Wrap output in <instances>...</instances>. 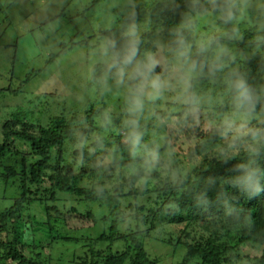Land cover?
<instances>
[{
    "label": "trees",
    "instance_id": "16d2710c",
    "mask_svg": "<svg viewBox=\"0 0 264 264\" xmlns=\"http://www.w3.org/2000/svg\"><path fill=\"white\" fill-rule=\"evenodd\" d=\"M30 1L36 8L27 13L25 3ZM229 3L220 0L213 4V13L223 14V28L217 34L215 49L221 48L219 41L232 40L237 50L238 44L251 47L256 38L264 42V8L255 10L253 5L244 8L238 1ZM197 8L204 9L195 0H166L150 9L137 5L127 13H112L93 42L77 14L52 13L41 0H0V35L17 29L8 45H0V65L6 60L5 68L0 67V99L14 102V108L0 117V183L12 195L9 198L1 190L4 197L8 196L10 205L0 211V264H95L98 258H103V264H157L148 256L140 238L131 234L128 239L126 233H121V226L128 222L127 208L133 211L129 217L141 235L166 225L180 232L184 239L177 243L187 250L178 264H237L245 259L246 264L248 261L264 264V61L258 63L254 58L260 47L251 57L245 52L247 49L239 50L238 62L244 67L232 76V71L229 73L220 62L222 52H213L201 45L191 50L189 62L196 74L192 83L193 101L174 125L183 132L175 139H182V144L186 142L187 146L178 144V152L173 156L162 149H141L136 136L148 135L149 130L135 125L126 133L129 139H135L128 147L136 150L133 143L139 147L135 157L123 161L113 158V162L115 159L122 166L118 168L126 171L118 168L113 171L112 164L104 163L89 175L69 174L63 173L60 164L65 159L66 145L76 138L75 129L81 126L79 132H85L87 123L104 116L112 97L106 87L121 81L124 86L128 85L117 87V93L121 94L124 88H137L148 75L149 64L155 66L153 60L159 51L149 45L150 41L163 38L169 46L186 52L192 36L185 34L184 27ZM67 14L75 17V21L66 22L59 45H53L55 52L50 51V57L44 61L51 65L59 57L79 49L86 52L80 62L92 68L82 71L84 90L76 87L84 105L71 112L74 103L67 98L62 104L55 102V96L61 97L55 90L26 96L22 87L38 91L32 73L22 80V87L15 86L17 78H21L19 60L32 59L30 49L39 37V26L50 27L53 19L66 18ZM25 37L32 42L26 43L29 56L24 57L21 51L26 45H22ZM5 53L8 55L4 57ZM229 56H235L234 52ZM105 57L111 59L100 61ZM214 78L226 83L233 78L231 102L210 109L208 117L201 119L197 93ZM239 80L249 86L253 97L250 105L241 108L235 87ZM74 84H77L75 80ZM63 85L73 90L69 81H63ZM63 93L65 97L68 92ZM24 98L28 103L39 99L40 111L36 113V109L26 107ZM239 115L242 120L233 121ZM156 129V140L165 142L166 125L161 123ZM109 131L121 144L119 128L109 127ZM98 154L77 149L72 156L96 161ZM248 173H254L253 181L245 182L243 177ZM85 176L89 178L87 184L83 183ZM106 176L114 177L111 186H105ZM91 178H99L98 183L91 184ZM64 193L75 196L79 203H97L107 214L98 217L93 210L65 206L66 220L62 219L56 202L62 200L60 196ZM71 215L91 219L92 230L102 228L97 234L86 233L83 227L78 229L77 224L68 223ZM106 218H112L108 229L103 228ZM67 224L75 231L67 234ZM83 237L89 241L88 248L83 242L77 249ZM124 240H130L127 244L134 243L135 248L120 249L118 245ZM60 241L62 246H74L71 259L63 256L64 252L46 253L47 249L56 250ZM100 243L107 244L106 253L97 248ZM245 244L260 247L261 254L255 258L247 254L241 257L238 253L242 254Z\"/></svg>",
    "mask_w": 264,
    "mask_h": 264
},
{
    "label": "rangeland",
    "instance_id": "374dc122",
    "mask_svg": "<svg viewBox=\"0 0 264 264\" xmlns=\"http://www.w3.org/2000/svg\"><path fill=\"white\" fill-rule=\"evenodd\" d=\"M162 1L166 0H41V3L46 8H50L52 13L54 12L59 14L62 11H65V13L70 12L77 14L83 20L86 32L92 35L91 38L93 39V42H95L100 34L99 30H101L108 22L107 17H112V13H127L137 5H141V9L144 10L150 9ZM217 1L220 0H195V3L204 9L199 11V8H197V12L191 17L184 27L185 34H190L192 36L190 42L188 43V48H185V53H181L179 50H176L174 46H169L168 41L164 40L163 38L154 39L149 42V45H151V47L156 46L157 50L159 51V56H156L153 60V63L155 64L154 67L149 64L148 75L145 78H142V81L139 82L140 84H138L139 87L133 89L124 88L123 94L117 93V87H127L128 85L124 86L121 81L115 83L114 85H110V87H106L107 92L111 91L109 94L112 97L110 102L107 103L108 107L104 113V116L96 117L94 119L95 122L93 123H87L85 132H79L81 126L75 129L76 138L66 145L65 159L61 160L60 163L61 167H63V173H85L89 175L92 169L100 168L104 163L112 164L113 171L119 166L122 167L121 165L115 163V159L113 162V158L114 156L115 158L119 157V159L123 161L125 160L124 158L131 160L135 157V152L138 145L136 146L133 143L136 150L128 147L130 141H134L135 139H133V137L129 139L128 135H126V133L131 132L132 127L135 125L137 128L141 127L149 130L148 135L137 132V143L141 149L146 148L147 150L151 151H159L162 149L165 153L169 154V156H173L174 153L178 152V144L182 147L187 146L186 142L182 144V139H175L177 134H182L183 132L176 130L174 125L186 110V106L191 104L193 101L192 83L195 82L196 74L193 71L191 62H189V56L191 55L194 47L201 45L206 46L213 52H222L223 56L220 57V62L225 68H227V70L229 69V73L232 71L231 76L237 74L238 70L244 67L241 62H238L240 58L239 50L247 49L245 52H248L249 56L251 57L252 54L257 50V47H260V50L254 58L259 61L258 63L264 61V42L257 38L251 43V47L250 45L238 44L240 47L239 50H237V45H234L232 40L228 41L226 39L227 41H219V44L221 45L220 49H215L214 43L217 39V34L223 28V24L221 23L223 14L217 16V14L213 13V4L217 3ZM223 1H229V5H232L233 1H238L239 4L244 8H246L248 5H253L255 10H257L256 7L264 8V0H249L248 4H246L247 0ZM20 3L22 4L21 1ZM25 4L27 5L25 6L27 13L36 8V4L32 3L31 1ZM20 8L23 9V4L20 6ZM67 21L74 22L75 17H71L67 14L66 18L62 17L60 19H53L49 23L50 27H45L42 25L39 26V37L36 39L35 44L33 43L34 45L30 49L32 59L26 61L19 60V65L21 66V78H17L18 80L15 83V86L22 87V80L25 79L28 73H32L35 82L34 87L35 89H38V91L34 90L33 88L29 90V87H27L28 92H26V88L23 89L22 87V90L26 96H28L29 93H40V91L45 92L51 89L55 90L61 93V97H54L55 102L62 104L64 98H67L70 103H74L73 107H70L72 108L70 110L71 112L72 110H77L80 105L81 107L84 105L82 103L84 99L80 101L81 97L78 95L79 92L77 91L79 89L77 88L81 86V89L84 90L82 86L84 80L82 71H90L92 68L89 64L87 66V63L81 64V62H83L81 61L82 54L85 55L86 52L82 53V50L79 49L76 52L74 51L66 54L65 56L59 57L51 65H46V62L44 61L50 57V51L55 52L53 51L52 47L53 45H59L58 42L62 36L61 31H65L64 26ZM16 34L17 29L14 28V31L0 35V45H8L9 40L15 37ZM22 41V45H25L28 41L32 42V40H29V37L23 38ZM28 45L26 44L21 51V54L23 52L24 57L25 55L29 56V53H27L29 50ZM233 52L235 56H229ZM7 55L8 54L5 53L3 56L5 57ZM88 57L89 56L86 54V58ZM105 58L106 59H101L100 61H109L111 59L108 57ZM235 59L237 61H235ZM38 61L43 62L39 63ZM5 64L6 60H3V63L0 65V67L5 68ZM7 76L9 78L10 74ZM129 76L133 77L131 74ZM16 77L17 75L13 76V78ZM74 80L77 83L76 86L74 84ZM63 81H69L72 83L73 90H71V87H64ZM233 82V78H231L229 83L218 81V78H214L207 82L205 87L199 89V92L197 93L198 98L196 104L198 107L202 108V110L199 111V117L201 119L208 117V111L210 109H217L219 106H225L228 101L231 102V89H234ZM63 92H68L70 94L67 93L64 97ZM74 93L77 94L75 95ZM25 98L24 102L26 103H22H24L26 107H32L31 109H36V113H38L37 111H40L41 109L40 100L36 98L34 101L35 103H28ZM8 100L9 99L6 101L4 99H0V117H4L6 112L9 113L14 108V102H12V100L11 102H8ZM15 106L18 107V104ZM238 107L241 108V106ZM68 114L70 113L68 112ZM38 116L39 114L37 117ZM238 120H242L240 115L238 118L233 117V121ZM161 123H164L167 128V140L163 143L160 142L161 140H156V138H158V130L156 129V126L160 125ZM109 127L114 129L119 128L120 132L122 133V138H120L121 144H119L118 139H116V137L110 133ZM238 129L242 130L241 127ZM226 137L228 138V135ZM77 149H85L89 152L96 151L99 153V159L96 161H83V158L80 156H72L73 153L77 151ZM117 170L124 169L118 168ZM113 180L114 177L106 176L103 181L105 186H111L114 182ZM98 181L99 178H91V184H96ZM88 182L89 178L85 176L83 183L87 184ZM1 190L4 193H8L4 191L0 183V211L10 205L7 199L8 196L4 197ZM10 197H12L11 194H9V198ZM60 197L62 200L56 202V204L59 207L62 219L66 220V217L64 216L66 211V209H64L65 206H75L81 211H86L88 209L93 210L96 212L98 217H102L104 214H107V211L99 208L97 203H89V205L79 203V200L75 196H69L65 193L61 194ZM53 212L54 214L58 215V212ZM132 213L133 211L127 208L126 215H128V217H126V219L128 222L121 226V233H126L128 239L129 235L131 234L140 238V240H142L144 243L145 250L150 259L156 260L157 264H178L184 259L187 249L186 247L177 243V240L184 239L180 232H176L169 225H166L146 231L141 235L137 233L135 221H132L129 217L130 214L131 216L133 215ZM67 220L68 223L77 224L76 226L78 229L80 227L86 229V233L95 232V234H97L99 232L98 230H101L102 228H94V230H92L94 225L93 221L91 219L83 218L79 215H71L67 218ZM129 220H131V222ZM111 223L112 218H106L105 223L103 221V228L105 227L104 229H108ZM70 228L71 227L69 224L65 226V232L67 234L75 231L70 230ZM83 239L84 241L82 240L80 243H78L77 249H79L82 244H84L83 242H85V247L88 248L89 241L84 237ZM127 242H130V240H124L123 242H120L118 247L120 249H124L125 247L135 248L134 243L128 245ZM57 243L58 247L56 250L47 249L46 253H49L50 255V253L53 254L55 251L57 253L64 252L63 256L69 257L71 259L74 254V246L71 244H65L62 246L61 241ZM97 248L99 251L104 253L108 251L106 243H100ZM260 249V247H254L251 244H245L242 247L243 255L240 253H238V255L243 257L245 254H247L250 255V257L255 258L257 255L261 254ZM113 250L115 251L117 249L113 248ZM245 260L238 262L237 264H246ZM95 264H103V258H98ZM191 264L195 263L193 262ZM248 264L254 263L248 261Z\"/></svg>",
    "mask_w": 264,
    "mask_h": 264
},
{
    "label": "clouds",
    "instance_id": "9594fccd",
    "mask_svg": "<svg viewBox=\"0 0 264 264\" xmlns=\"http://www.w3.org/2000/svg\"><path fill=\"white\" fill-rule=\"evenodd\" d=\"M237 96L236 99L240 106L250 105L252 103V90L249 86L243 81H237L236 85ZM254 173H248L245 177H243L245 182L253 181Z\"/></svg>",
    "mask_w": 264,
    "mask_h": 264
}]
</instances>
